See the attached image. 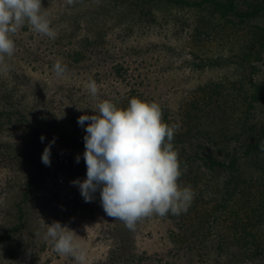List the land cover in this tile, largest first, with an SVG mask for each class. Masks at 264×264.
I'll return each instance as SVG.
<instances>
[{
    "label": "rangeland",
    "instance_id": "1",
    "mask_svg": "<svg viewBox=\"0 0 264 264\" xmlns=\"http://www.w3.org/2000/svg\"><path fill=\"white\" fill-rule=\"evenodd\" d=\"M173 1L42 0L56 38L27 24L11 37L16 47L5 56L9 71L0 72V112L12 116L0 126V264H75L43 239L45 224L54 221L83 238L87 264H264V254L255 257L221 234H228L236 210L248 231L254 226L250 205L240 208L242 197L228 202L213 196L228 181L225 170L190 160L178 181L194 192L187 212L144 217L134 232L106 215L99 191L86 203L71 183L87 172L83 138L89 122L82 128L78 118L95 115L100 100L126 108L132 98L158 103L164 122L180 125L173 140L186 143L178 150L180 164L196 154L222 162L235 154L242 157L238 175L248 185L264 176L245 147L264 124V98L250 105L264 84V16L242 23L207 5ZM237 2L243 11L264 4ZM58 59L66 67L59 77L53 71ZM90 79L99 86L95 99L85 87ZM54 138L51 166H45L42 154ZM259 161L263 165L264 153Z\"/></svg>",
    "mask_w": 264,
    "mask_h": 264
},
{
    "label": "clouds",
    "instance_id": "2",
    "mask_svg": "<svg viewBox=\"0 0 264 264\" xmlns=\"http://www.w3.org/2000/svg\"><path fill=\"white\" fill-rule=\"evenodd\" d=\"M72 2L68 0L69 4ZM25 24L38 34L56 38L42 0H0V72L9 71L5 56L12 57L16 47L11 37ZM53 71L59 77L66 67L58 59ZM85 87L97 98L99 86L94 79ZM92 110L95 115L78 118L82 128L89 122L83 138L86 179L71 182L79 187L84 201L92 202L99 191L106 215L123 222L133 232L144 217L186 213L194 192L190 185L182 187L178 183L182 171L173 140L180 125L164 122L158 103L139 98H132L126 108L117 107L110 100H100ZM44 139L41 136L42 142ZM54 144L55 138L43 151L41 159L46 166H51ZM260 148L264 152V143ZM80 159L77 156L76 162ZM45 225L43 239L51 242L58 255L72 257L75 264H87L83 238L58 221Z\"/></svg>",
    "mask_w": 264,
    "mask_h": 264
},
{
    "label": "trees",
    "instance_id": "3",
    "mask_svg": "<svg viewBox=\"0 0 264 264\" xmlns=\"http://www.w3.org/2000/svg\"><path fill=\"white\" fill-rule=\"evenodd\" d=\"M173 2L176 5L180 6L207 5L216 13L221 14V16H235L242 23L248 22L249 20L257 18L260 15L264 16V4L262 3L258 5L248 4L246 11H243L239 9L237 0H202L200 3H195L196 5L194 3H190L184 0H174ZM263 98L264 84L256 87L255 92L251 96L250 105L262 101ZM11 117V115L6 114L5 112H0V126L4 125L6 119L10 122L12 120ZM252 130L253 129L251 128V131ZM34 131L39 140H41V136H43L41 131L38 129ZM189 137L179 135L180 139H190ZM44 140H46V138ZM261 143H264V124L261 127L260 131L255 135L253 142L245 144L246 155L251 157V161H255L256 167H258L259 171L263 173L264 163L262 165L259 161L262 154L264 153L261 151L260 148ZM173 144L175 149L178 151L179 149H183L182 147H184L186 143L183 141L179 142L178 140H176V142H173ZM241 159L242 157H238L235 154H232L229 160L222 162L212 156L200 157L199 154H196L187 158V161H185L187 163L184 162V164H181V171H183L182 169L186 164L190 162V160H200L205 163L204 166L207 167L206 169H209L211 171H214L216 169L225 170L228 173V181L225 183L222 190L218 191V188L212 194L213 196L221 194L224 199L228 197V202L234 200L236 196L242 197V199L244 200L241 202L242 206L240 208L247 206V204L250 205L251 209L247 208L246 210L250 211L251 214H248L247 216H250L248 217V220L251 225L254 226L251 229L253 232L248 231L249 228H247V226L249 225L245 223L244 219L240 218L239 211L236 210L231 213V216H234L232 225L229 228L226 227L228 230V234H221L225 235L226 239H233L240 246V248H242L241 250H244L245 248L248 250V252L254 251L253 255H255V257H263L264 253L262 252H264V233L261 234L260 232L263 231L264 228V176L260 177V179L258 180L259 182L254 181L255 184L248 185L249 183L245 179H242L240 175H238L240 174L239 164ZM41 169H44V167L41 166ZM39 172H42V170H40ZM39 174L40 173L37 172L32 176L29 185H32L36 182L39 177ZM181 176L185 177L186 173L182 172ZM257 183H259V185ZM235 203L240 204L239 200H236ZM18 214L20 221H23L25 216L21 205H18ZM17 230L18 229L15 228L12 230V232L14 233ZM238 231H241V233L239 234ZM0 239L4 240L2 239V237H0ZM6 239H9V236L6 237ZM218 248L220 251L223 247L221 245Z\"/></svg>",
    "mask_w": 264,
    "mask_h": 264
}]
</instances>
